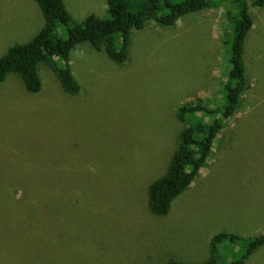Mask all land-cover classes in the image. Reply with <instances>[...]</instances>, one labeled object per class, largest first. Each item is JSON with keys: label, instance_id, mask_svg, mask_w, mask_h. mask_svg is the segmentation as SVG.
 Here are the masks:
<instances>
[{"label": "rangeland", "instance_id": "374dc122", "mask_svg": "<svg viewBox=\"0 0 264 264\" xmlns=\"http://www.w3.org/2000/svg\"><path fill=\"white\" fill-rule=\"evenodd\" d=\"M63 2L76 22L106 16L105 0ZM212 4L173 26L146 21L133 31L123 65L79 43L69 54L80 84L75 95L61 91L47 63L38 66L37 92L12 74L0 83V264L200 262L215 233L247 241L264 231V7H251L247 86L206 163L165 215L147 209L146 188L165 173L186 127L175 108L194 99L213 108L224 103L228 6ZM42 25L34 0H0V56ZM49 181L61 185L52 200L17 186L15 198L10 192ZM46 201L59 214L52 233L39 224ZM225 245L217 248L220 264L234 260V245ZM244 264H264V245Z\"/></svg>", "mask_w": 264, "mask_h": 264}, {"label": "trees", "instance_id": "16d2710c", "mask_svg": "<svg viewBox=\"0 0 264 264\" xmlns=\"http://www.w3.org/2000/svg\"><path fill=\"white\" fill-rule=\"evenodd\" d=\"M215 1L220 6H228L224 12L226 26L223 32L229 50L228 76L223 84L224 103L213 108L202 99H194L175 108L176 118L185 122L186 127L179 133L177 147L165 173L146 188L148 211L153 216H163L169 211L172 201L191 184L206 163L213 140L222 128V121L236 110L247 86L243 53L247 34L254 22L251 7H264V0H105V17L89 14L81 22L72 20L63 0H34L42 14L43 25L28 41L11 44L0 56V83L12 74L21 79L27 92H37L41 86L38 66L47 63L61 91L75 95L80 91V84L72 73L69 54L76 45L86 41L95 50H104L115 64L123 65L129 56L133 31L143 29L146 21L153 20L159 26H173L182 16L210 7ZM59 29L64 31L65 37H61ZM206 115L219 116L208 121L200 119ZM15 186L31 192L38 191L45 200H52L61 187L51 181L37 185V190L31 184L13 185L10 190L12 196ZM54 211L47 201L42 205L39 212L42 233L49 230L52 233L60 227L53 219L59 215ZM241 240L235 234L218 232L211 237L209 256L205 260L190 262L172 259L162 264H220L222 254L217 248L226 246V242L234 245V260L228 264H244L249 255L264 245V231L247 241ZM237 241H241V247L236 249Z\"/></svg>", "mask_w": 264, "mask_h": 264}]
</instances>
